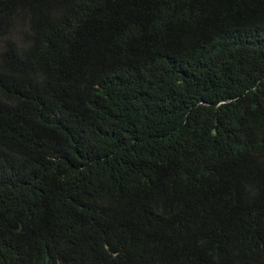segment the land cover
Here are the masks:
<instances>
[{"label":"trees","instance_id":"1","mask_svg":"<svg viewBox=\"0 0 264 264\" xmlns=\"http://www.w3.org/2000/svg\"><path fill=\"white\" fill-rule=\"evenodd\" d=\"M0 264H264V0H0Z\"/></svg>","mask_w":264,"mask_h":264}]
</instances>
